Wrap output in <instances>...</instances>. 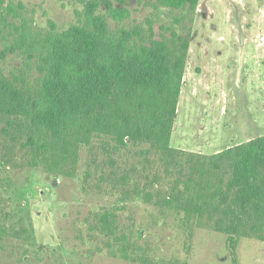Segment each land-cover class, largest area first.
Instances as JSON below:
<instances>
[{"label":"trees","instance_id":"obj_1","mask_svg":"<svg viewBox=\"0 0 264 264\" xmlns=\"http://www.w3.org/2000/svg\"><path fill=\"white\" fill-rule=\"evenodd\" d=\"M156 1L187 12L180 21L190 32L203 0ZM106 6L102 14L89 2L77 24L60 30L50 22L46 34L21 41L9 50L24 59L14 71L0 63V167L72 179L87 148L85 187L119 203L97 215L106 238L97 250L129 263L166 264L121 224L120 211L141 202L185 229L227 236L238 264L242 239L264 243V135L212 155L172 147L190 34L158 39L152 25L112 30L107 17L119 24L131 12ZM132 151L137 164L124 160Z\"/></svg>","mask_w":264,"mask_h":264},{"label":"rangeland","instance_id":"obj_2","mask_svg":"<svg viewBox=\"0 0 264 264\" xmlns=\"http://www.w3.org/2000/svg\"><path fill=\"white\" fill-rule=\"evenodd\" d=\"M94 1L102 14L106 3L131 12L119 24L107 17L112 30L152 25L157 38L170 37L171 31L190 34L172 147L212 155L264 135V0H203L188 23L190 32L180 21L187 12L156 0H0V55H7L0 63L6 73L24 60L9 50L46 34L50 22L60 30L77 24ZM135 151L124 160L137 164ZM89 158L83 148L72 179L42 169L0 167V264H142L97 250L106 241L97 215L119 203L117 196L87 190ZM119 215L123 228L131 227L132 237L158 262L232 264L225 235L185 229L141 202ZM237 258L238 264H264V243L242 239Z\"/></svg>","mask_w":264,"mask_h":264}]
</instances>
